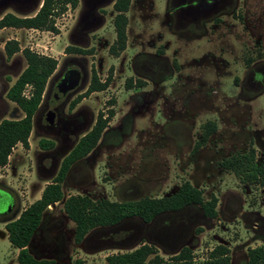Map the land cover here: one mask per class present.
I'll return each mask as SVG.
<instances>
[{"label": "rangeland", "instance_id": "obj_1", "mask_svg": "<svg viewBox=\"0 0 264 264\" xmlns=\"http://www.w3.org/2000/svg\"><path fill=\"white\" fill-rule=\"evenodd\" d=\"M113 3L78 0L74 10L67 9L55 20L58 35L0 31V122L23 117L6 93L26 62L20 52L7 58L5 43L16 40L20 50L57 60L33 117L28 148L17 144L7 165L0 168V264H17L18 251L7 240L5 224L40 198L63 157L91 129L97 114L108 110L114 111V117L96 148L71 168L62 184L64 200L76 195L118 202L159 198L173 194L187 181L202 192L204 200L217 199V217L207 219L198 206H191L161 215L150 224L127 219L94 230L76 244L74 224L60 202L44 212L29 244L30 253L55 264H106L107 256L145 244L155 247L164 260L187 248L197 263L223 245L230 250V264H246L247 250L264 246V180L244 183L226 165L250 148L257 163L264 165V0H240L239 19L236 14L226 17L222 31L191 41L176 39L159 21L163 0L150 13L134 1L126 13V48L117 57L108 52L115 41ZM35 10L33 6L20 15L31 16ZM1 12L0 16L7 11ZM74 45L91 50V55L64 53ZM255 65L258 68L249 72ZM69 67L87 74L84 86L60 110V118L76 115L75 127L62 133L55 122L47 130L41 117L57 105L53 89ZM92 71L101 82L111 76L110 85L69 111V103L89 86ZM129 81H141L143 87L132 83L127 88ZM87 118L89 126L80 130L79 119ZM207 123L215 125V133L194 152ZM41 139L59 148L45 156ZM14 205L16 209L3 216Z\"/></svg>", "mask_w": 264, "mask_h": 264}, {"label": "trees", "instance_id": "obj_2", "mask_svg": "<svg viewBox=\"0 0 264 264\" xmlns=\"http://www.w3.org/2000/svg\"><path fill=\"white\" fill-rule=\"evenodd\" d=\"M131 1L116 0L113 4L115 41L108 50L111 56H119L126 48L128 25L126 13ZM77 4L78 0H42L41 7L34 16L18 17L10 13L5 14L0 19V30L25 29L58 35L55 20L67 9L74 10ZM4 52L7 58L20 52L25 59L26 67L6 93L7 100L20 109L23 117L17 120L5 119L0 122V168L7 165L8 158L17 144L24 149L28 148L33 117L43 100L47 83L57 68L56 59L30 49L20 50L18 42L14 40L5 43ZM91 52V50L74 46H68L64 50L65 54L77 56L91 55ZM110 82L111 76L101 82L92 71L87 90L70 104L69 110H73L92 93L105 91ZM132 83L129 81L126 87L132 88ZM135 87L142 88L143 83L137 81ZM113 117V110H108L106 114L99 112L92 128L64 157L56 177L45 186L40 198L25 208L15 220L5 224L7 240L10 246L18 251L17 264H55L53 260L36 259L28 247L40 226L44 212L50 206L60 202H63L62 210L65 216L74 224L76 244H81L94 230L115 227L127 219L135 218L145 224H150L162 214L180 212L191 206H198L207 219L217 217V199L211 197L207 201L204 200L202 192L187 181H184L173 194L159 198L144 197L131 202H118L107 199L93 200L88 196L76 195L64 200L62 184L71 167L86 158L96 148ZM203 128V134L194 146V152L199 150L207 142L209 136L215 132L213 123H207ZM39 146L41 149L49 150L53 147V143L41 140ZM226 168L238 175L244 183H261L264 180V165L257 163L253 148H250L247 154L230 160ZM105 262L106 264H230L231 257L230 250L226 246L218 245L201 262H194L192 253L187 248H183L178 254L164 260L155 247L144 244L130 252L107 256ZM246 264H264V246L248 249Z\"/></svg>", "mask_w": 264, "mask_h": 264}, {"label": "flooded vegetation", "instance_id": "obj_3", "mask_svg": "<svg viewBox=\"0 0 264 264\" xmlns=\"http://www.w3.org/2000/svg\"><path fill=\"white\" fill-rule=\"evenodd\" d=\"M86 1H87V4H90V2H96V0H86ZM99 1L100 0H97V3H99ZM115 1L116 0H114V2ZM134 1H136V4L140 5V9H144V11L150 13V12H152V10L156 9V2L158 0H132L130 5H132V3ZM163 1H164V10L162 11L161 16L159 17L160 18L159 21L160 22L162 21V23H166L168 25V28L171 29L169 32L170 35H172L173 37H175L178 40L180 39V40H185V41H191V40H196V39H199V40L204 39L208 35H212V33L214 31L216 33L219 31H222V29H223L222 25L225 23L224 18L233 17L235 14H236V16H234V17L236 19L240 18V16L238 15V8L240 7V0H163ZM74 47H77V46L74 45ZM249 63H251L250 59L247 60V64H249ZM150 64H152V62H150ZM64 66H66V62L64 64ZM257 68H258V65L250 67L249 72H253ZM74 71H77L80 74V78H79L77 86L71 90L66 91V92L58 91V86L60 85V83L63 80H65L66 83H68V84H70L73 81V79H74L73 72ZM86 77H87V74L85 73V71H83V70L79 71L78 69H74L72 67H69L65 71L61 72L60 77L58 79V82L53 89V101L57 105L52 110H49L46 114H44L41 117V123L46 127L47 130L53 129V126L56 122L59 132H62V133L63 132H65V133L66 132H72L73 128L75 127L73 122L76 118V115H74L72 118H69V119L60 118V110L62 109L63 104L65 102H67L77 91H79L84 86L86 79H87ZM258 78H260V76H258ZM90 81H91V79H90ZM255 82H258V81L255 80ZM136 83L137 82H135L133 84L136 85ZM68 84H66V85L68 86ZM89 84H90V82H89ZM66 85L65 84L60 85V87L62 89H64V88H66ZM77 97H75L69 103V106ZM42 102H41V104H42ZM41 104H40V106H41ZM47 104H48V100L45 103V105L48 106ZM69 106H68V110H69ZM76 106H75V108H76ZM75 108H73V110ZM73 110H69V111H73ZM96 118H97V116H96ZM95 121H96V119H95ZM77 124L79 125V129L83 130L89 126L90 119H88V118L87 119H79V123H77ZM85 134H83L81 137H83ZM213 134H211V135H213ZM80 138L78 139V141L80 140ZM41 140L53 143V147L51 149H49V150L41 149L42 151L45 152L44 153L45 156L50 157L52 152H53L52 150H54V152H56L57 148H59V146L55 147V143L51 140H47V139H41ZM77 142L75 143V145L77 144ZM75 145L69 150V152L65 156H67L70 153V151L75 147ZM50 151H52V152H50ZM92 152H90V154ZM90 154H88V156ZM64 157H63V159H64ZM62 160H61V162H62ZM82 160H80V161H82ZM61 162H60V164H61ZM58 170H59V168H58ZM121 202H131V201H121ZM15 207H16L15 205L12 206L7 211V213L4 214L3 216L11 214V212L16 209ZM183 210H181V211H183ZM176 213H178V212H176ZM166 214H173V213H166ZM162 215H164V214H162Z\"/></svg>", "mask_w": 264, "mask_h": 264}, {"label": "crops", "instance_id": "obj_4", "mask_svg": "<svg viewBox=\"0 0 264 264\" xmlns=\"http://www.w3.org/2000/svg\"><path fill=\"white\" fill-rule=\"evenodd\" d=\"M41 4H42V0H38V3L36 2V0H0V13H2L1 11H7L0 16V19L7 13L13 14L18 17H29V16H21L20 14L24 11H30L31 7L33 6L34 9L36 7V10L34 14H32L31 16H34L41 7ZM32 31H36V30H32Z\"/></svg>", "mask_w": 264, "mask_h": 264}, {"label": "water", "instance_id": "obj_5", "mask_svg": "<svg viewBox=\"0 0 264 264\" xmlns=\"http://www.w3.org/2000/svg\"><path fill=\"white\" fill-rule=\"evenodd\" d=\"M73 75H74V79H73V81H72L70 84H68V83H66L65 80H63V81L60 83V85H64V84L66 85V84H68V86L66 85V88L62 89V88L60 87V85H59V86H58V91L66 92V91L71 90V89H73V88H75V87L77 86L78 81H79V78H80V74H79L77 71H74V72H73ZM48 117H49V116H48Z\"/></svg>", "mask_w": 264, "mask_h": 264}]
</instances>
